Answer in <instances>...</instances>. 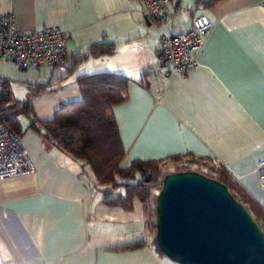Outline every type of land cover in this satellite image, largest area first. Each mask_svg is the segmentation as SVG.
<instances>
[{"label": "crops", "instance_id": "0c3cea01", "mask_svg": "<svg viewBox=\"0 0 264 264\" xmlns=\"http://www.w3.org/2000/svg\"><path fill=\"white\" fill-rule=\"evenodd\" d=\"M167 6L157 28L141 0H0V13L10 10L17 29L53 25L71 32L64 63L22 69L0 59V81H7L13 99L30 102L37 120H49L60 103L80 98L78 74H123L127 97L112 107L123 164L172 154L199 157L206 167L222 166L264 205L254 169L264 158V7L260 0H216L206 7L169 0ZM198 12L212 27L196 64L184 76H162L156 64L160 30H185ZM100 41L112 44V52L82 56ZM18 119L35 169L0 178V241L10 256L5 264H175L145 237L135 248L114 249L134 241L133 230L145 233L142 203L133 198L127 210L102 202L103 185L87 164L27 128L25 116Z\"/></svg>", "mask_w": 264, "mask_h": 264}, {"label": "trees", "instance_id": "16d2710c", "mask_svg": "<svg viewBox=\"0 0 264 264\" xmlns=\"http://www.w3.org/2000/svg\"><path fill=\"white\" fill-rule=\"evenodd\" d=\"M206 7L216 0H196ZM112 44L103 41L89 46L82 56L87 54H107L112 52ZM5 91L0 95V118L16 133L21 134L19 115L27 118V128L32 129L41 137H49L55 145L69 156L87 164L98 184L103 185L101 201L107 204H118L123 209L132 208L133 198L143 205L145 223L155 230L154 220L149 217L148 203L154 205V188H159L162 175L168 171L194 169L223 182L233 196L242 202L253 214L255 220L264 231V205L249 196L220 165L204 171L200 166H208L199 157H186L172 154L165 158L140 160L133 159L127 164L121 162L125 150L121 144L117 124L113 115L114 104L127 97L128 78L123 74L111 72L80 73L76 82L80 98L60 103L49 120H37L33 115L30 102L15 100L8 89V83L2 78ZM44 88L39 87L38 92ZM177 164L172 170L165 167L166 161ZM195 164L196 166H191ZM142 168L150 172V179L144 181ZM119 197H112V194ZM153 216L155 211L153 207ZM145 241H132L114 247V249H131ZM155 250L158 248L154 235L151 238ZM178 264V263H177Z\"/></svg>", "mask_w": 264, "mask_h": 264}, {"label": "water", "instance_id": "95a60500", "mask_svg": "<svg viewBox=\"0 0 264 264\" xmlns=\"http://www.w3.org/2000/svg\"><path fill=\"white\" fill-rule=\"evenodd\" d=\"M141 172L148 181L150 172ZM154 211L156 244L173 262L264 264L263 229L214 177L194 169L164 173L154 194Z\"/></svg>", "mask_w": 264, "mask_h": 264}, {"label": "built area", "instance_id": "2783aa9c", "mask_svg": "<svg viewBox=\"0 0 264 264\" xmlns=\"http://www.w3.org/2000/svg\"><path fill=\"white\" fill-rule=\"evenodd\" d=\"M145 13L154 27L159 28L167 15L169 0H141ZM264 7V0H260ZM212 27V22L203 12L195 13L190 18V25L185 30L177 29L167 34L160 30L157 48V72L168 76L175 73L184 76L196 64V56L200 52L204 38ZM71 32L58 26H44L36 29L21 30L14 24V16L10 10L0 13V59L15 62L22 69L48 66L49 70L66 60V43ZM168 63L169 67L162 71L160 66ZM5 91L0 81V95ZM216 164L215 161H213ZM35 165L27 150L21 134L16 133L0 118V178L15 177L34 171ZM255 171L264 186V158L257 161ZM157 190H154V193ZM145 233L133 230L130 238L134 241L144 240ZM0 241V264L10 258ZM21 264V263H20Z\"/></svg>", "mask_w": 264, "mask_h": 264}, {"label": "rangeland", "instance_id": "374dc122", "mask_svg": "<svg viewBox=\"0 0 264 264\" xmlns=\"http://www.w3.org/2000/svg\"><path fill=\"white\" fill-rule=\"evenodd\" d=\"M19 87V85H17L16 86V94H19V92L18 91H20V89L18 88ZM11 94H13L12 92H11ZM20 116H22V115H19L18 116V118L20 117ZM179 163H177V164H174V163H171L170 161H166V163H165V167L168 169V170H172L173 169V167L175 166V165H178ZM191 166H196L195 164H192ZM211 166V167H210ZM209 167H201L200 166V168L202 169V170H204V171H207V172H210V168H212L213 169V167L215 168L216 166H212V165H210ZM218 166V165H217ZM154 190H158V188H154L153 190H152V193H154ZM155 194V193H154ZM153 207H154V205H153V203H152V201L150 200V202L148 203V213H149V217H148V219H146L147 221L148 220H150V222H152L153 220H154V216H153V214H152V211H153ZM146 216V215H145ZM143 230L145 231V241L147 242V243H149V244H151L152 245V243H151V238H152V236L154 235V233H155V230L154 229H151V228H149L148 227V224L147 223H145V227L143 228ZM172 261V260H171ZM172 263H175L176 264V262H173L172 261Z\"/></svg>", "mask_w": 264, "mask_h": 264}]
</instances>
